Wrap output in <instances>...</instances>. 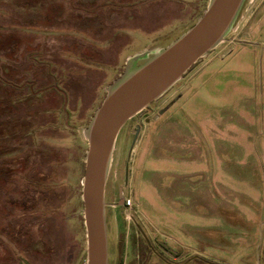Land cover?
I'll return each mask as SVG.
<instances>
[{
  "label": "rangeland",
  "instance_id": "rangeland-1",
  "mask_svg": "<svg viewBox=\"0 0 264 264\" xmlns=\"http://www.w3.org/2000/svg\"><path fill=\"white\" fill-rule=\"evenodd\" d=\"M209 1L0 0V264H86L88 125ZM120 190L108 264H264V0L124 124Z\"/></svg>",
  "mask_w": 264,
  "mask_h": 264
},
{
  "label": "water",
  "instance_id": "water-1",
  "mask_svg": "<svg viewBox=\"0 0 264 264\" xmlns=\"http://www.w3.org/2000/svg\"><path fill=\"white\" fill-rule=\"evenodd\" d=\"M243 2L210 0L190 29L114 84L95 111L86 132L88 149L82 180L86 264H108L105 192L121 128L223 40Z\"/></svg>",
  "mask_w": 264,
  "mask_h": 264
},
{
  "label": "flooded vegetation",
  "instance_id": "flooded-vegetation-1",
  "mask_svg": "<svg viewBox=\"0 0 264 264\" xmlns=\"http://www.w3.org/2000/svg\"><path fill=\"white\" fill-rule=\"evenodd\" d=\"M251 7L247 9V12H250ZM168 108V105L164 106V108L160 109L159 112L162 114L166 109ZM131 120V119H130ZM140 130L139 125L136 126L135 134H137ZM126 196L123 194V191L120 190L119 192V198L116 201H111L109 197L107 198L106 196V221H107V230L109 231V225H110V220L112 217L118 218L124 217L125 211H127L130 207H125L124 206V199Z\"/></svg>",
  "mask_w": 264,
  "mask_h": 264
},
{
  "label": "built area",
  "instance_id": "built-area-1",
  "mask_svg": "<svg viewBox=\"0 0 264 264\" xmlns=\"http://www.w3.org/2000/svg\"><path fill=\"white\" fill-rule=\"evenodd\" d=\"M124 206L125 207H130L131 206V200L129 198L124 199Z\"/></svg>",
  "mask_w": 264,
  "mask_h": 264
},
{
  "label": "crops",
  "instance_id": "crops-1",
  "mask_svg": "<svg viewBox=\"0 0 264 264\" xmlns=\"http://www.w3.org/2000/svg\"><path fill=\"white\" fill-rule=\"evenodd\" d=\"M260 9H261V6H259L257 10L259 11Z\"/></svg>",
  "mask_w": 264,
  "mask_h": 264
}]
</instances>
